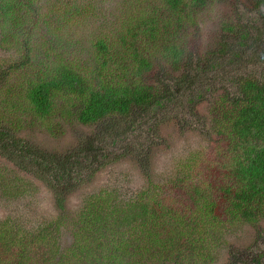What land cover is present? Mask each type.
<instances>
[{
  "label": "trees",
  "instance_id": "1",
  "mask_svg": "<svg viewBox=\"0 0 264 264\" xmlns=\"http://www.w3.org/2000/svg\"><path fill=\"white\" fill-rule=\"evenodd\" d=\"M133 1L113 6V12L104 15V26L92 25L90 30L99 32L88 36L85 51L74 45L81 38L74 33L79 19L86 24L82 19L87 16L90 22L103 18L94 0L72 4L0 0V48L13 51L0 58V155L47 184L59 208L73 183L93 173L96 165L105 164L107 139L124 137L145 117L153 119L165 104L179 102L180 96L187 97L193 110L210 87L201 76L210 71L206 65L209 55L228 51L227 40H223L193 59L176 42L183 37L185 26L195 20L194 13L210 0ZM253 1L257 8L264 5V0ZM222 30L238 44L230 50L228 64L243 61L242 48L254 46L256 37L250 39L242 24L224 22ZM158 53L176 73L167 82L151 83L144 77L153 70L152 57ZM255 58L264 63V43ZM231 86L233 91L226 92L222 109L214 110L211 130L217 142L205 165H178L170 181H162L160 196L158 191L141 190L133 195L134 200L110 197L117 199V205L110 210L114 217L108 232L116 238L105 239V243H117L118 258V244L124 240L129 245L132 236L127 234L133 231L134 235L141 233L136 250L148 253L153 248L159 256L176 262L181 259L177 239L186 234L195 251L186 263L211 264L213 247L201 244L202 239H195L191 231L203 229L217 238L216 227L222 219L237 224L264 219V75L232 77ZM11 112H29L48 129L52 127L50 116L57 114L93 130L80 141L81 147L58 154L18 136V122L12 124ZM170 183L178 208L176 203L159 200L163 192L170 193ZM7 227L0 221V264H32L29 235Z\"/></svg>",
  "mask_w": 264,
  "mask_h": 264
},
{
  "label": "rangeland",
  "instance_id": "2",
  "mask_svg": "<svg viewBox=\"0 0 264 264\" xmlns=\"http://www.w3.org/2000/svg\"><path fill=\"white\" fill-rule=\"evenodd\" d=\"M76 1L86 2L56 0L64 4ZM125 1L134 2L94 0L95 9L103 18L97 17L95 22H90L87 16L82 19L86 24L80 23L79 19L74 34H80V44L75 42L74 45L88 51L86 39L95 33V28L90 30L92 25L104 26V15L108 16L113 12V6ZM193 13L194 9L190 16ZM194 18L191 24L185 26L183 37L176 39L188 57L196 59L223 40H227L228 45L224 55L217 51L210 54V59L206 61L210 71L201 76L210 87L203 92L201 100L191 110L187 97L180 96L179 102L172 100L165 104L167 107L159 110L153 119L145 117L141 125L136 123L122 137L125 140L107 139L105 164L100 167L96 165L93 173L90 171L87 177L72 184L64 194L62 208L56 205L54 193L47 184L0 155V221H4L12 231L29 235L33 245L32 264H187L186 260L195 256L186 234H181L177 239L182 261L177 258L176 262H171L164 254L159 256V250L153 251V248L148 253L142 249L136 250L134 246L137 241L140 243L141 233L136 232L134 235L133 231L128 232L127 236H132L129 245H125L124 240L123 244H118L119 258L114 252L117 243H105V239L116 238L108 232V228L114 217L110 210L115 209L117 199L134 200V194L141 190L158 191L160 196L162 181L167 180L168 183L170 175L178 171V165L187 162H196L200 167L205 165L204 161L215 150L214 144L217 142L211 130L214 110L222 109V104H225L223 98L232 93V77L242 75L260 78L264 75L263 61L255 58L264 43V5L257 8L253 0H210L205 8H199L194 13ZM224 22L242 24L250 39L256 37L254 46L242 48L243 61L238 59L236 63L234 61L235 64H228L229 52L238 44L230 33L222 30ZM12 53L10 48H0V58ZM78 55L84 56L85 53ZM152 62L153 70L146 73V81L167 82L173 78L176 72L160 53L152 57ZM9 116L13 119L12 124L18 122L16 134L23 140L58 154L81 147L80 141L93 130L91 126L60 118L57 114L50 116L52 127L49 129L29 112L25 115L11 112ZM171 184L170 193L163 192L159 198L161 203L177 202ZM178 206L176 203V208ZM222 221L225 220H220L216 227L219 231L217 238L205 234L203 229L199 233L190 232L195 239H202L201 244L213 247L215 259L211 264H264V219L256 224ZM193 229L198 230L199 226ZM201 263V260L197 261V264Z\"/></svg>",
  "mask_w": 264,
  "mask_h": 264
}]
</instances>
